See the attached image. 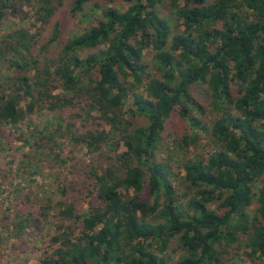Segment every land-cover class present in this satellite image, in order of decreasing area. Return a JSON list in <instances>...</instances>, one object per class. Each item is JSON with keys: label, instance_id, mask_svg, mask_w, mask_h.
Listing matches in <instances>:
<instances>
[{"label": "trees", "instance_id": "trees-1", "mask_svg": "<svg viewBox=\"0 0 264 264\" xmlns=\"http://www.w3.org/2000/svg\"><path fill=\"white\" fill-rule=\"evenodd\" d=\"M91 1L74 0L70 14ZM122 1L124 11L100 0L98 16L67 39L59 22L45 44L44 26L0 36V145L7 127L48 110L64 123L59 138L109 152L60 192L57 233L37 264L264 262V0H170L173 21L158 10L163 0ZM61 6L0 0V29L28 18L25 7L48 25ZM195 85L208 90V122L193 114H204ZM173 113L191 130L177 147L195 149L177 172L155 153ZM55 134L36 149L57 147ZM23 227L13 225L17 235Z\"/></svg>", "mask_w": 264, "mask_h": 264}, {"label": "rangeland", "instance_id": "rangeland-1", "mask_svg": "<svg viewBox=\"0 0 264 264\" xmlns=\"http://www.w3.org/2000/svg\"><path fill=\"white\" fill-rule=\"evenodd\" d=\"M170 0H163L165 6L158 7L164 17L174 20V13L168 8ZM74 0H62L56 15L48 25L37 21L34 11L27 7L29 17L25 20L9 18L0 29V36L18 26L29 29L34 33L44 26L40 34V44H45L52 35L53 24L59 22L60 38L67 39L80 32L88 22L98 16L95 4L100 0H92L83 14H70ZM111 7L124 11L129 7L122 0H114ZM171 21V22H172ZM149 51L145 52L144 62L150 60ZM193 100L200 105L204 114L197 111L193 114L204 122L213 118L209 93L206 86L195 85L190 88ZM132 107V99L125 103V109ZM138 124L145 125L143 119ZM63 129L64 123L48 110H43L29 116L15 128L7 127L6 134L0 145V264H37L46 251L50 250L52 236L57 233V202L61 200L60 192L70 181L80 183L86 179L89 165L98 166L106 162L109 154L107 148L93 154L79 145L59 138L56 130ZM33 131H36L34 137ZM11 132V133H10ZM188 122L178 113H173L165 124L161 135L160 145L155 152L157 159L169 162L173 172H177L180 161L187 155L193 154L195 149L189 148L186 153L177 147L181 139L190 134ZM30 138V145H23L17 139L20 134ZM11 134V135H10ZM55 134L58 140L57 147L45 143L44 147L36 149L34 140L39 137H51ZM204 140L201 144H204ZM59 155V157H57ZM83 190V195H84ZM26 194L28 200L18 196ZM17 196V197H16ZM16 198V199H15ZM215 209V205L211 206ZM87 205L78 208L80 213L85 212ZM21 219L24 227L20 235L14 231L13 225ZM243 264H264L243 261Z\"/></svg>", "mask_w": 264, "mask_h": 264}]
</instances>
